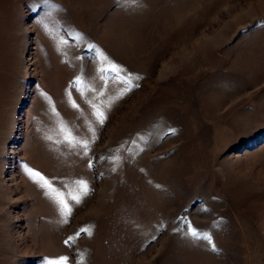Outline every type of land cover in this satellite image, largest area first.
<instances>
[{
	"label": "rangeland",
	"instance_id": "1",
	"mask_svg": "<svg viewBox=\"0 0 264 264\" xmlns=\"http://www.w3.org/2000/svg\"><path fill=\"white\" fill-rule=\"evenodd\" d=\"M61 257L264 264V0H0V264Z\"/></svg>",
	"mask_w": 264,
	"mask_h": 264
},
{
	"label": "snow or ice",
	"instance_id": "2",
	"mask_svg": "<svg viewBox=\"0 0 264 264\" xmlns=\"http://www.w3.org/2000/svg\"><path fill=\"white\" fill-rule=\"evenodd\" d=\"M66 139H68V137H66ZM35 175H39V174L36 173ZM41 179H43V178L41 177ZM44 183L49 188H51V185L48 184V181L45 180ZM78 183L80 185H82V191L84 193H86L87 192V186L84 184V182L83 181H80ZM52 191H53L54 195L59 199L60 203L64 204V207L67 210L68 206H67V204L64 201V194H61L59 192H56V190H54V189ZM67 196H68L69 199H73V200H76L77 202H79V197L78 196H73L71 193H68ZM189 230L190 231H193L191 228ZM81 231H84V229H81ZM193 234H195L194 231H193ZM71 240H72V237H69V240L65 241V243L67 244ZM65 262H66V258L61 257L58 261H48V262H46V264H65Z\"/></svg>",
	"mask_w": 264,
	"mask_h": 264
}]
</instances>
